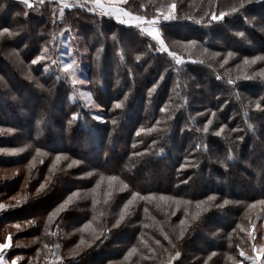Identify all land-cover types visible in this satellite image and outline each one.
Returning a JSON list of instances; mask_svg holds the SVG:
<instances>
[{"label": "trees", "instance_id": "trees-1", "mask_svg": "<svg viewBox=\"0 0 264 264\" xmlns=\"http://www.w3.org/2000/svg\"><path fill=\"white\" fill-rule=\"evenodd\" d=\"M172 3L177 18H161L167 51H158L141 26L99 9L61 15L49 0H0V31L15 33L0 36V173L15 171L0 178V244L11 236L10 264H252L240 252L264 245V232L254 235L264 216V0L120 5L152 20ZM220 12L229 14L211 20ZM64 49L80 84L63 70ZM81 87L104 113L87 107Z\"/></svg>", "mask_w": 264, "mask_h": 264}, {"label": "snow or ice", "instance_id": "snow-or-ice-1", "mask_svg": "<svg viewBox=\"0 0 264 264\" xmlns=\"http://www.w3.org/2000/svg\"><path fill=\"white\" fill-rule=\"evenodd\" d=\"M23 2H24L29 8L32 7V4L29 3V0H23ZM39 2H40V3H44V0H39ZM59 2H60L61 5H62V7H61V9H60V13H61V15H63V12H64V9H65V8L80 7V8H87V10L90 11V12H95V11H97V9H99L100 15H102V16H116L117 18L120 19V23H121V24L127 23V22H129L130 20H135V21H137V24H136L135 26H136V27H140L141 24L147 23V24L149 25V27H147V28H141V31H142L143 33L147 34V35L153 36V39H155V40L158 41V43H159V45H160L159 49H157L158 51H167V48H166L165 45H164V41H163V39L160 38V32H159V30H158V26L160 25L161 18H162L164 21L174 20V19L177 18L176 15H175V9H176V6H177V5H176L175 3H172L171 5H169V8L171 9V11H170L168 14H161V16H157V17H154L152 20H147V21H146L144 17H142V16H134L131 12L126 11V10H124L123 8L117 6V5H119V4L127 3V0H114L113 6L110 7V8H105V7H103V6L100 4V0H89V3L92 5V7H89L88 4H84V3H81V4H79V5H77V4H75V3L69 4V3L66 2V0H59ZM241 7H243L242 4H241ZM236 11H238V9L235 8V7H233V8H232V12H236ZM228 14H229V13H225V12H220L219 15H216L215 13H213V14L211 15V20H213V21L221 20V21H222V20L225 18V16L228 15ZM125 17H127L128 20H125ZM4 34H7V35H9V36H11V35H15V33L10 32L9 29L6 28V27L3 28L2 31H0V36H3ZM240 35H243V33H240ZM185 47H187V48H195L196 45H195V42H191L189 45H186ZM43 52H44V54H42L41 56L37 57V59L33 60V61H32V64H36V63H38L40 60H44V59L47 58V57H46V54H47V52H48V49H47V48H44ZM168 55L171 56V57L175 60V62H176L177 65H180L181 63H183V61H182L180 58H178V57L176 56V53H174V52H168ZM231 55H232V54L229 53V56H231ZM136 59L139 60L140 57L137 56ZM256 59H257V60H260V59H264V57H257ZM225 62H226V61H225ZM255 62H256L255 60L252 61V63H255ZM53 63H56V61H53ZM201 63H202V61H201ZM244 63H245V64H248L249 61H248L247 59H245V60H244ZM74 64H75V62L70 63V64H69V63H65V67H64L63 70H64L65 73H68V72H69V69H73V72L71 73V74H72V77H73V79H72V83L75 85L76 83H78V81H77V79L75 78ZM44 70L47 71L48 69L45 68ZM260 75H261L262 77H264V71H262V72L260 73ZM29 78L31 79V77H29ZM162 78H163V77H161V79H162ZM229 83H232V81L230 80ZM153 90H154V89H153ZM149 94H151V92H150ZM90 98H91V97L89 96V99H90ZM125 99H127V97H125ZM115 107L118 108V109L121 108V107H122V103H117V104L115 105ZM257 107L259 108V104H257ZM163 110H164V109H162V111H163ZM76 118H77V117L74 116L72 119L75 120ZM97 119H99V117H97ZM115 122H116V121L114 120L113 123H115ZM209 123H211V121H209ZM249 127L251 128L252 126L249 125ZM207 131H208V127L205 126V128H204V132H207ZM221 131H223V129H221ZM139 134H140V133L138 132L137 135H139ZM216 134L219 135L220 133H216ZM20 151H23V149H21ZM37 155H40L39 150H37ZM60 159H61L60 156H57V157H56V160H57V161H59ZM228 159L231 160V159H234V157L231 156V155H229V156H228ZM76 163H78V161L73 160L72 163L68 165V167L71 168L72 165H73V164H76ZM32 166H34V165H32ZM115 179H116V177H110V178H109L110 181H113V180H115ZM46 186H47V183H45V184H41L40 189H38V192H39V191H42ZM98 186H99V185H98ZM109 194H110V193H109ZM76 196H78V193H74L72 196H70V197L68 198V200L65 201V203L62 204V205L60 206L59 209H57V212L64 210V209L66 208L67 205H69V204H71V203L73 202V200H74V198H75ZM13 199H17V198H16V197H13ZM135 199H136V196L134 195L133 198H132V200H129V201H128V204H125V205H124V211L120 214L119 219L116 221V224H114L113 227H117V226H119V224L125 219V214L127 213V209H128V207H129V205H131L132 202H133V200H135ZM140 199H143V200H151V199H153V198H152V197H140ZM159 199H160V200H166V199H168V198H167V197H164V196H161ZM214 199H215L214 196H210V197L208 198L209 201L214 200ZM20 203H22V201L19 200V199H17V205H19ZM185 203H187V202H185ZM227 203H229V202H228V201H224V204H227ZM259 203H260V204H264V200L260 201ZM4 207H5L4 205L0 204V209H3ZM218 207H223V205H218ZM249 207H250V208H254V207H256V205H249ZM196 208H197L198 210L201 209V208H202V204H199V203H198V204L196 205ZM145 211H147V208H145ZM54 214H55V213H54ZM199 214H200L199 211H198L197 213L193 214L192 219H193V220H196V219L199 217ZM29 223H32V221H29ZM183 224H184V221H181V225H183ZM89 227H90V225H89V224H86V225L84 226V229H87V228H89ZM238 227H239V226H238ZM16 228L19 229V228H20V225L17 224V225H16ZM184 230H186V229H182V231H181V233H180V236H181V237L183 236V232H184ZM241 230L243 231L242 228H241ZM249 235L252 236V233H249ZM95 238H96V239H99L100 237H99V236H95ZM167 238H168V237L165 236V239H167ZM252 238L254 239V236H253ZM10 242H11V236L9 235V236L7 237V242H5V243H3V244H0V253H3L4 250H6V249H8V248L11 247V243H10ZM84 243H85L84 239L81 238L80 243L76 246V248H77V249H80V245H82V244H84ZM156 243L159 244V241L157 240ZM89 246H90V245H89ZM45 247H47V245H45ZM56 247H59V245H57ZM173 247H175V245H173ZM252 251H253L254 253H256V255H254V256H246L245 253H244L243 251L240 252V255L243 256V257H245L246 260H251L252 264H260L261 260L264 259V245H260L259 247H257L256 244H253V245H252ZM135 252H136V249L133 248V249L131 250V252L129 253V255H132V254L135 253ZM77 254H78V253H77L75 250H74L73 253H72L73 256H75V255H77ZM179 256H180V252L177 251V252L175 253V256L172 257V259H176V258H178ZM17 259H19V257H18ZM0 264H4V256H3L2 254H0ZM12 264H16V260H13V261H12Z\"/></svg>", "mask_w": 264, "mask_h": 264}, {"label": "rangeland", "instance_id": "rangeland-1", "mask_svg": "<svg viewBox=\"0 0 264 264\" xmlns=\"http://www.w3.org/2000/svg\"><path fill=\"white\" fill-rule=\"evenodd\" d=\"M39 0H31V1H29L30 3L32 2H38ZM44 1H47V0H44ZM49 1H52V2H57L59 5H60V7H62V5H61V3L59 2V0H49ZM66 2L67 3H69V4H72V3H75V4H77V5H79V4H81V3H84V4H88V6L89 7H92V5L89 3V0H66ZM113 3H114V0H100V4L103 6V7H105V8H110V7H112L113 6ZM118 7H121V8H123L120 4L119 5H117ZM124 9V8H123ZM124 10H126V9H124ZM127 11V10H126ZM134 16H136V15H134ZM110 17H112V18H114L115 20H117L118 22H120V19L119 18H117L116 16H110ZM125 20H128V18L127 17H125ZM146 20V19H145ZM147 21V20H146ZM124 24H127V25H136L137 24V21H135V20H130L129 22H127V23H124ZM142 28H147V27H149V25L147 24V23H144V24H141L140 25ZM159 30V29H158ZM161 38V37H160ZM162 39V38H161ZM63 56L66 58L64 61H63V68L65 67V63H69L68 61H67V57L68 56H70V54H67V53H65L66 52V50L64 49L63 50ZM65 54H67V55H65ZM70 64V63H69ZM70 70V69H69ZM72 71H70V75H71V77H72ZM73 78V77H72ZM75 78L77 79V81H78V83L77 84H80L81 82H79V78H78V76H77V74L75 73ZM80 93H81V98L83 99V101L86 103V105H87V107L89 108V109H91L93 112H96V113H100V115L102 114V113H104V111H103V108H101L98 104H97V102H95V100L92 98L93 96L91 95V93L89 92V90H87L86 88H84V87H81L80 88ZM89 96L91 97L90 99H89ZM15 171H3V172H1L0 173V178H3V177H6V176H8V175H11L12 173H14ZM254 184L255 185H257V186H259V185H261L260 183H257V182H254ZM230 185L229 184H224V187L225 188H228ZM232 188L233 189H236L237 187L236 186H234V185H232ZM13 197H10L9 199H8V201L11 199V201H13V199H12ZM13 229H14V227H13ZM258 230H260V231H263L264 232V216H261L260 218H258V220L256 221V224H255V233H254V235H257L258 234ZM19 242H21V243H29L31 240H29V239H25V240H18ZM6 241H4L3 243H5ZM3 243H1V244H3ZM0 254H2L4 257L6 256V254L3 252V253H0ZM5 254V255H4ZM18 257H16V258H14L13 260H19L20 259V256H19V259H17ZM5 260H6V262L7 263H9L10 264V262H8V260L6 259V257H5ZM260 264H264V261L263 260H261V262H260Z\"/></svg>", "mask_w": 264, "mask_h": 264}, {"label": "crops", "instance_id": "crops-1", "mask_svg": "<svg viewBox=\"0 0 264 264\" xmlns=\"http://www.w3.org/2000/svg\"><path fill=\"white\" fill-rule=\"evenodd\" d=\"M4 264H8V263L6 262V260H5V257H4Z\"/></svg>", "mask_w": 264, "mask_h": 264}, {"label": "built area", "instance_id": "built-area-1", "mask_svg": "<svg viewBox=\"0 0 264 264\" xmlns=\"http://www.w3.org/2000/svg\"><path fill=\"white\" fill-rule=\"evenodd\" d=\"M29 1H31V0H29ZM33 1V0H32Z\"/></svg>", "mask_w": 264, "mask_h": 264}]
</instances>
